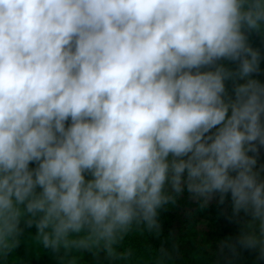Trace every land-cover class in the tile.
<instances>
[{
    "label": "clouds",
    "instance_id": "1",
    "mask_svg": "<svg viewBox=\"0 0 264 264\" xmlns=\"http://www.w3.org/2000/svg\"><path fill=\"white\" fill-rule=\"evenodd\" d=\"M253 31L264 0H0V264L33 225L59 264H174L130 238L159 235L185 191L230 194L241 228L221 250L264 261Z\"/></svg>",
    "mask_w": 264,
    "mask_h": 264
},
{
    "label": "trees",
    "instance_id": "2",
    "mask_svg": "<svg viewBox=\"0 0 264 264\" xmlns=\"http://www.w3.org/2000/svg\"><path fill=\"white\" fill-rule=\"evenodd\" d=\"M248 42L252 47L259 49L262 56L260 71L252 75L264 82V35L255 31L250 32ZM221 63L230 68L236 66L232 61L224 60ZM231 86V81L226 82L229 91ZM260 164H264V149L259 152L257 167ZM29 166L35 165L30 163ZM230 216V194H225L223 203H219V195L214 194L208 204L202 207L199 201L192 199L185 191L174 205L165 206L160 210L159 235L133 232L130 241L137 247L146 244L153 250H159L163 246L170 253L174 264H264V261L257 260L255 250L237 247L235 255L227 247L221 250V242L229 240L234 242L240 232L241 225L235 220H229ZM240 216L243 217V213ZM21 226L23 227V224ZM35 232L34 225L24 227L21 243L8 255L7 264H59L57 259L59 253H53L50 249L32 243ZM80 264L106 262L103 253L94 259L91 252H84Z\"/></svg>",
    "mask_w": 264,
    "mask_h": 264
}]
</instances>
